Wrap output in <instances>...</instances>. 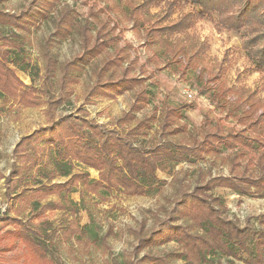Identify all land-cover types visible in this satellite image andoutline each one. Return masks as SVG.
Returning a JSON list of instances; mask_svg holds the SVG:
<instances>
[{"label":"rangeland","instance_id":"obj_1","mask_svg":"<svg viewBox=\"0 0 264 264\" xmlns=\"http://www.w3.org/2000/svg\"><path fill=\"white\" fill-rule=\"evenodd\" d=\"M47 1L51 0H0V11L12 14H21L33 7L30 15L33 16V20L35 19V24H27L24 29L0 25V45L4 43V38L14 43V46L4 48L10 52L8 66L26 86L34 87L36 95L42 100L40 106L26 108L0 95V220L3 222L17 214L18 203L14 205L15 200L11 193L18 194L39 180L43 183L48 182L52 169V165L49 164V151L41 154L43 162L40 167L23 177L22 183L17 185L15 191L11 190V179L8 182L5 178L9 176L14 164H19L13 151L21 138L51 124L52 119L47 113L46 101L61 94L60 67L83 50L79 32L82 25L90 22L94 36L101 31L106 38L112 40V43L102 56L94 59L89 65L72 71V74L79 78V83L73 85L70 100L51 114L53 119L64 115L82 116L79 110H85L89 120L108 128L115 127V120L129 110L135 96L134 91L129 90L114 99L90 97V88L97 81V70L108 55L119 54L123 68L130 67L133 75L145 81L144 87L149 93V102L137 114L138 118L150 115L154 110H160L163 105L169 104L165 87L168 81L173 82L172 74L167 75L169 73L167 69L170 65L173 66V54L166 51L163 43L152 46L145 44L148 40L147 27L132 29L133 22L128 21L131 12L130 1L58 0L54 6L46 8ZM131 1L140 3L141 0ZM191 1L178 0L171 19L166 20L164 24L178 20L194 9L200 10V7L193 5ZM166 6L165 2H162L158 7L152 8L150 14L152 20L163 17ZM66 9H70L75 17L70 34L61 38L57 31L60 27L61 14ZM227 18L221 21L217 15H213L199 21L193 29L174 34L168 39L163 38V41L169 40L174 52L182 50L187 54V60L191 59L199 47H207L205 54L194 61L196 67L192 69L190 76L186 80L180 76L178 81H188L190 85L188 95L193 101L195 95L206 93H210L213 100V94L219 91L221 86H226L255 92L256 98L264 106V70L255 71L251 60L256 46L246 43L249 33L244 21L235 23L231 18L226 20ZM124 31H129L131 36H126ZM47 55L56 62L57 71L53 76H48L45 71L48 64ZM19 65L25 67L27 71L23 72ZM109 75L108 73L106 77ZM234 99L233 95L227 99L215 98V102L223 105L222 108L215 105V109L218 115H222L227 130H234L229 128L232 124L238 130L243 128L235 118H227L224 113L228 112ZM157 118L159 119V114ZM159 129V123L154 122L149 134L140 136L137 144L143 146L155 144L159 138ZM170 139L177 144L190 143L191 132H182L171 136ZM236 147L237 152L242 150L239 145H235ZM55 152L56 149L53 150V153ZM259 153L261 151H258L257 155ZM234 156L236 155L233 154L232 157ZM191 158L189 161L167 165L157 171V176L163 184L149 189L142 196H128L119 191L108 193L102 190L99 194L85 192L84 197H81L79 191L72 193L71 203H67V209L50 211L45 215L44 220L49 221L52 228L46 230L40 227L43 220L33 219L32 226L37 231L38 241L48 249V256L53 264H137L146 256H165L172 252H180V244L175 241L150 245L143 249L139 247L142 238L158 231L162 223L173 216L183 190L192 191L193 188L205 184L210 177L230 176L229 164L223 160V156ZM248 161L247 158L243 159L240 172L248 168ZM257 168L255 160L249 173L257 175ZM78 171L88 172L91 179H99L96 170L75 163L73 172ZM65 180L66 178L61 176L55 179L57 182ZM207 194L222 199L227 208L225 216L235 221L239 228L249 230L252 235L264 232L262 219L264 197L256 193L241 195L225 187H217ZM49 199L59 198L51 196ZM28 213L29 211L25 210L21 217L26 218ZM37 224L39 227H36ZM176 224L187 226L192 225V222L177 220ZM14 228L10 226L5 230ZM5 230H0V235ZM193 230L204 231L202 228ZM223 241L226 242L225 239ZM8 242L9 238H6L4 244ZM231 247L229 245L231 253L221 250L211 253L203 264L253 263L252 245L249 247L251 249L249 253L242 252L239 247L237 250ZM186 263L187 260L184 258H173L172 261V264ZM0 264L37 263L30 260L24 245L16 240L11 251L0 255ZM42 264L48 263L43 261Z\"/></svg>","mask_w":264,"mask_h":264},{"label":"trees","instance_id":"obj_2","mask_svg":"<svg viewBox=\"0 0 264 264\" xmlns=\"http://www.w3.org/2000/svg\"><path fill=\"white\" fill-rule=\"evenodd\" d=\"M57 1H47L46 8L54 6ZM119 1H130L131 12L128 21L133 22V30L147 27L148 40L145 44L152 46L163 43L169 54L174 51L169 40L163 41L164 37L168 39L174 34L193 29L199 21L207 17L217 15L219 20L224 21L230 16L235 23L244 21L249 33L246 43L256 46L251 58L255 71L264 70V0H192L191 3L199 6L200 10L194 9L167 24L164 22L171 19L178 0H141L140 3L131 0ZM162 2L167 5L164 16L152 20L151 9L158 7ZM32 10L33 7L21 14L0 11V25L19 29L26 28L27 24L33 25L36 21L30 15ZM37 11L41 13L40 10ZM74 17L70 9L62 12L57 35L65 38L70 34ZM79 32L83 50L60 67L61 94L46 101L51 124L23 136L14 148L13 153L19 164H14L9 176L5 178L8 182L11 179L12 191L22 183L23 177L40 167L43 162L41 154L45 151H49V164L52 169L48 182L39 180L18 194L11 193L14 196V205L18 203L17 214L4 222L0 220V230L10 226L15 228L5 230L0 235V255L11 251L18 240L24 245L31 261L37 264H42L43 261L53 264L48 256V249L38 241L32 221L43 220L40 227L46 230L52 228V224L44 220L45 215L50 211L67 209L72 193L79 191L81 197H84L85 192L99 194L102 190L108 193L119 191L128 196H142L149 189L163 184L157 176V171L165 166L189 161L191 157H221L223 148L239 145L242 150L238 155L223 159L229 164L230 176L210 177L205 184L193 188L192 191L183 190L173 216L165 220L158 231L140 240L139 249L175 241L180 244V252L165 256H146L137 264H172L173 258H184L187 260L186 264H203L211 253L218 250L231 253L229 245L235 247L233 250L239 247L244 253H249V247L252 245V264H264V232L252 235L249 230L239 228L235 221L225 216L227 208L222 199L207 194L217 187H225L241 195L256 193L264 197V106L256 98V93L248 92L244 88L221 86L219 91L213 94V101L215 98L227 99L233 95L235 99L228 112L224 113L227 118H235L243 128L239 131H226L221 124L205 120L199 130L191 132L190 143L177 144L170 137L188 132L187 125L180 122L185 106L174 107L166 104L160 110L156 109L152 114L138 118L137 114L149 102V93L144 87L145 81L133 75L130 67L123 68L119 54L108 55L97 70V81L90 88V97L114 99L129 90H133L135 96L129 110L115 120V127L108 128L89 120L85 110H79L82 116L64 115L53 119L51 114L70 100L73 85L79 83V78L72 74V71L83 68L102 56L112 43L101 31L94 36L90 22L82 25ZM9 45L14 46V43L8 38H4V43L0 45V95L26 108L38 107L42 100L36 95V89L26 86L8 66L10 52L4 48ZM206 49L207 47L203 46L195 50L190 59L191 64L194 65V61L203 56ZM176 52L184 53L182 50ZM47 61L45 71L48 76H53L57 71L56 62L50 55H47ZM19 68L23 72L27 71L23 66L19 65ZM108 73L110 75L106 77ZM88 102L90 103L89 100ZM217 106L223 107L219 102ZM156 121L160 125L158 141L150 146L138 145V138L148 135ZM258 151L261 153L257 155ZM245 157L249 160L248 168L240 172L239 168ZM255 160L258 165L257 175L249 173ZM75 163L96 170L99 179H91L85 171L73 172ZM58 176L66 180L55 181ZM51 196L59 199L50 200ZM25 210L29 211L28 216L22 218ZM262 219L264 220V217ZM177 220H189L192 225L176 224ZM38 225L36 227H39ZM194 228H202L204 231L194 232ZM6 238H9V242L4 244Z\"/></svg>","mask_w":264,"mask_h":264},{"label":"crops","instance_id":"obj_3","mask_svg":"<svg viewBox=\"0 0 264 264\" xmlns=\"http://www.w3.org/2000/svg\"><path fill=\"white\" fill-rule=\"evenodd\" d=\"M124 34L131 36L129 31H124ZM194 67H196V64L193 65L190 59L187 60V54L173 52V66L170 65L169 69H167L169 72L167 75L172 74L173 82L168 81L166 87L164 86L168 92L169 105L174 107L185 106L180 122L187 125L189 132L199 130L205 120H209L213 124L219 123L225 128L226 122L222 119V115H218V111L215 109L217 104L212 100L210 93L195 95V101L189 99L188 94L190 91L188 88L190 85L188 81L185 82L184 80L190 76V72ZM180 76L184 80L178 81ZM229 128H234L233 131H239L238 128L234 127V124L230 125ZM225 130L229 131L226 128ZM237 150L238 147L235 148V145L223 148L220 155L224 158H230L233 154L238 155L241 152L240 150L237 152Z\"/></svg>","mask_w":264,"mask_h":264},{"label":"built area","instance_id":"obj_4","mask_svg":"<svg viewBox=\"0 0 264 264\" xmlns=\"http://www.w3.org/2000/svg\"><path fill=\"white\" fill-rule=\"evenodd\" d=\"M189 97H191V96H189Z\"/></svg>","mask_w":264,"mask_h":264}]
</instances>
